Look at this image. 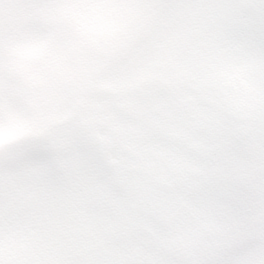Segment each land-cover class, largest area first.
Returning a JSON list of instances; mask_svg holds the SVG:
<instances>
[{
  "label": "snow or ice",
  "instance_id": "6c2138e0",
  "mask_svg": "<svg viewBox=\"0 0 264 264\" xmlns=\"http://www.w3.org/2000/svg\"><path fill=\"white\" fill-rule=\"evenodd\" d=\"M0 264H264V0H0Z\"/></svg>",
  "mask_w": 264,
  "mask_h": 264
}]
</instances>
